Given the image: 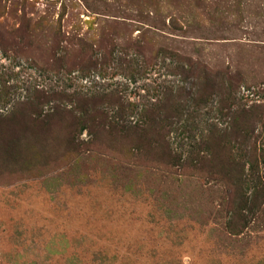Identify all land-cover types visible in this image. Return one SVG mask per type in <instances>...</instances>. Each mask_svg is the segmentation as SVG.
Wrapping results in <instances>:
<instances>
[{
	"label": "rangeland",
	"instance_id": "rangeland-1",
	"mask_svg": "<svg viewBox=\"0 0 264 264\" xmlns=\"http://www.w3.org/2000/svg\"><path fill=\"white\" fill-rule=\"evenodd\" d=\"M0 264H264V0H0Z\"/></svg>",
	"mask_w": 264,
	"mask_h": 264
}]
</instances>
